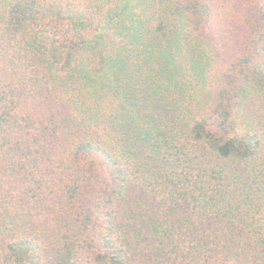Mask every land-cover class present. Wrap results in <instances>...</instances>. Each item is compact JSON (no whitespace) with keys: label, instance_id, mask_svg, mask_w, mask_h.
Wrapping results in <instances>:
<instances>
[{"label":"trees","instance_id":"obj_1","mask_svg":"<svg viewBox=\"0 0 264 264\" xmlns=\"http://www.w3.org/2000/svg\"><path fill=\"white\" fill-rule=\"evenodd\" d=\"M0 264H264V0H0Z\"/></svg>","mask_w":264,"mask_h":264}]
</instances>
